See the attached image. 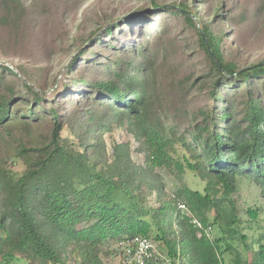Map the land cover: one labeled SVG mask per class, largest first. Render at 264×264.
Masks as SVG:
<instances>
[{
	"label": "trees",
	"instance_id": "trees-1",
	"mask_svg": "<svg viewBox=\"0 0 264 264\" xmlns=\"http://www.w3.org/2000/svg\"><path fill=\"white\" fill-rule=\"evenodd\" d=\"M38 1L0 0V33L20 50ZM143 1L90 17L61 77L0 62V264H105V245L135 235L160 240L172 263L227 264L229 253V264H264V57L239 59V33L264 16V0ZM157 168L191 171L203 190L167 194ZM240 178L260 203L249 204ZM178 202L219 234L198 235ZM242 227L259 235L249 244Z\"/></svg>",
	"mask_w": 264,
	"mask_h": 264
},
{
	"label": "rangeland",
	"instance_id": "rangeland-1",
	"mask_svg": "<svg viewBox=\"0 0 264 264\" xmlns=\"http://www.w3.org/2000/svg\"><path fill=\"white\" fill-rule=\"evenodd\" d=\"M257 0H228L234 2L243 8H252L251 6ZM143 0H39L38 5L33 7V12L28 16L30 22V36L23 45L22 50L18 49L13 36L7 35L6 32L0 33V62L4 61L11 65L14 62H26L30 65L37 63L39 66L46 68L49 81L53 77H61L64 67L68 64L73 49L69 50L68 43L73 35H80L86 32L90 27L96 25L93 22L105 14L118 16L122 12L130 8H136L143 5ZM84 10L86 13L84 15ZM36 12H39L36 15ZM92 12V13H90ZM101 15V16H100ZM128 16L131 13L127 14ZM94 17L95 19H91ZM89 18V19H88ZM117 18L116 20H118ZM107 20V18H106ZM114 20L113 22H115ZM86 30V31H85ZM239 39L242 43V49L239 52V59L242 62H251L264 57V16L253 20L249 27L244 28L239 33ZM86 44V43H85ZM85 46V45H84ZM9 47H13L12 50ZM19 50V52L17 51ZM76 51L72 57L77 53ZM5 64V63H4ZM69 130L65 129L63 135L70 137ZM109 144L108 134L104 135ZM71 140L74 138L71 136ZM131 143L130 156L136 164L143 163V155L137 151V143L131 135L124 137ZM173 154V152H172ZM174 155V154H173ZM20 165L15 169L22 170ZM156 178L159 184H162L167 194L173 195L177 189L187 185L192 189L203 190L204 183L191 171L184 172L180 177L170 172L167 168H157ZM239 188L243 196H247L250 205L260 203V197L256 186L247 179L240 178ZM151 205L157 206L156 196L154 193L148 198ZM209 220L212 218V212L207 214ZM210 233L211 238L219 234V229L212 224ZM244 226V225H243ZM241 231L247 235V243H251L252 239L259 235V229L242 227ZM157 251L158 263L156 264H186L185 261L177 259L174 263L165 257V248L162 247L160 240L151 237ZM234 246L242 254H244L243 245L240 241L234 240ZM253 247L256 244H251ZM116 245H105L104 250H108L109 254L104 255L102 260L105 264H121L120 257L116 251ZM250 254V252H248ZM227 264L230 263L233 256L229 253L224 254Z\"/></svg>",
	"mask_w": 264,
	"mask_h": 264
},
{
	"label": "built area",
	"instance_id": "built-area-1",
	"mask_svg": "<svg viewBox=\"0 0 264 264\" xmlns=\"http://www.w3.org/2000/svg\"><path fill=\"white\" fill-rule=\"evenodd\" d=\"M178 208L189 216V222L197 229L198 235L205 234L207 237H211V225L205 226L188 211L183 202H178ZM116 251L121 264H156L159 262L153 241L147 236L135 235L128 239H122L117 243Z\"/></svg>",
	"mask_w": 264,
	"mask_h": 264
},
{
	"label": "water",
	"instance_id": "water-1",
	"mask_svg": "<svg viewBox=\"0 0 264 264\" xmlns=\"http://www.w3.org/2000/svg\"><path fill=\"white\" fill-rule=\"evenodd\" d=\"M171 6H173V7H175V8H179V7L174 6V5H171ZM192 16H193V17L196 19V21L198 22V18H197V16H196V15H192ZM126 17H128V15H125V16L119 18V19L116 20L115 22H111V23L108 24L107 26H109V25H113V24H115L116 22H118V21H120L121 19H124V18H126ZM107 26H106V27H107ZM101 31H102V30H101ZM101 31H100V32H101ZM100 32H99V33H100ZM200 32H201L202 38H203V40H204V42H205V44H206V46H207V48H208V50H209V52H210V55H211L213 61H214L215 64L217 65V68H218L220 71L224 72V70L221 68L220 64H219L218 61L216 60V58H215V56H214V54H213V52H212V50H211V47H210V45H209V42H208V40L206 39L204 33H203L202 31H200ZM99 33H97V34L94 36V38H95L96 36H98ZM94 38H92V39H90L89 41H87L86 44H85V46L88 45V43H89L91 40H93ZM2 63L8 64V63H6V62H4V61H2ZM8 65H9V64H8ZM10 66H11V65H10ZM11 67H12V66H11Z\"/></svg>",
	"mask_w": 264,
	"mask_h": 264
}]
</instances>
